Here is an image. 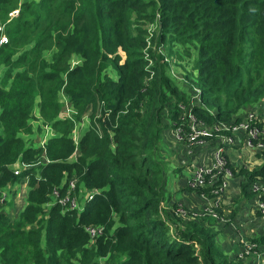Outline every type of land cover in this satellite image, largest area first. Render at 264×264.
<instances>
[{
	"label": "trees",
	"instance_id": "trees-1",
	"mask_svg": "<svg viewBox=\"0 0 264 264\" xmlns=\"http://www.w3.org/2000/svg\"><path fill=\"white\" fill-rule=\"evenodd\" d=\"M56 2L60 10L52 9ZM16 7L0 46V188L16 181L7 165L17 155L38 161L40 150L23 148L16 137L30 133L26 121L35 97L60 136L45 146L47 163L21 174L31 188L24 208L14 219L0 212V264H236L222 254L205 218L173 216L170 222L162 210L164 170L153 153L162 133L178 123L177 106L187 104L188 94L166 75L157 46H193L194 115L209 127L237 122L243 111L264 103V0H0V23ZM26 15L32 20L20 22ZM26 32L36 35L37 46L54 47V65L38 77L52 91H35L28 75L42 49L27 72L12 76L11 91L4 87L14 64L25 67L27 53L9 59L19 44L27 46ZM72 57L78 63L69 69ZM61 88L73 108L101 105L100 118L78 136L76 147L72 123L55 120ZM65 176L98 191L79 215L42 209ZM246 177L243 193L253 182L264 183V165ZM85 226L102 227L103 234L89 244Z\"/></svg>",
	"mask_w": 264,
	"mask_h": 264
},
{
	"label": "built area",
	"instance_id": "built-area-1",
	"mask_svg": "<svg viewBox=\"0 0 264 264\" xmlns=\"http://www.w3.org/2000/svg\"><path fill=\"white\" fill-rule=\"evenodd\" d=\"M16 14V11H11L7 14L5 23H0V46L7 43L4 35V25ZM165 59V58H163ZM151 66L149 62L147 67ZM196 90L193 95H188L187 104H179L178 108V123L173 125V136L177 143H182L191 153L194 149L202 148L209 145V140L215 138V145L211 151V162L208 165H195L190 173V178L187 181L186 187L198 195L209 197V203L199 212H191L187 210L180 202H175L171 205L172 214L180 220H200L205 217L218 219L216 210L220 207L221 197L227 187V181L233 176L231 166L225 158L224 147L233 145L238 140L243 142L246 149L251 151L264 152V122L257 118L253 111H248L237 122L232 123H215L212 126L196 117L193 113V106L199 103V91L191 87V91ZM191 97V99H190ZM194 102V103H193ZM62 103L61 118L63 120L74 122L76 116L75 109L68 103L67 97H60ZM39 133L36 131L30 135L33 141V148L40 150V160L32 164H26L18 159L13 165H8L12 176L19 180L13 182L3 188H0V212L7 215V207L14 202L20 194L27 198L28 192L31 190L27 180L28 176H22L23 171L37 167L38 165L47 163L45 159V146L47 144V136L50 131L47 127H40ZM77 131L72 130L69 135L73 145L76 147L78 136ZM99 132L97 133V135ZM27 141V136L24 137ZM76 150L67 160H74ZM24 182V186L21 185ZM11 185V186H9ZM21 185V186H20ZM21 188V189H20ZM249 193L255 201V212L264 218V183L253 182L248 187ZM98 193L96 190H86L77 180L71 177H63L61 183L54 187L48 195V201L42 206V209L50 207H58L60 213L70 212L79 215L83 212L85 204L92 200L94 195ZM9 205V206H8ZM22 208V207H21ZM22 210V209H21ZM83 232L89 239L91 244L94 239L103 234L102 227H83ZM258 246L255 242H247L243 245L242 250L236 254V264H241L245 257L257 256ZM264 257V250L260 253Z\"/></svg>",
	"mask_w": 264,
	"mask_h": 264
},
{
	"label": "crops",
	"instance_id": "crops-1",
	"mask_svg": "<svg viewBox=\"0 0 264 264\" xmlns=\"http://www.w3.org/2000/svg\"><path fill=\"white\" fill-rule=\"evenodd\" d=\"M251 111L264 122V103H260ZM167 132V140L171 135V140L175 141L172 130ZM214 141H210L207 146L194 149L191 153H187L185 146L180 144L183 158L177 159L178 166L173 168L170 166V172L173 177L176 174H182L181 178L183 180L181 178L177 180L174 178L167 179L168 187L171 188L169 197L171 205L175 202H180L191 212H199L208 205L209 197H201L197 193L190 191L187 189L186 184L195 165L210 164L211 151L215 145ZM178 153L179 150H176L175 147L171 149V162ZM224 155L234 171L233 176L227 181V187L221 197V205L216 210L218 219L205 217V221L210 223L215 231L216 243L225 257L234 260L236 254L242 250L245 243L255 242L259 253L257 256L245 257L241 264H264V257L260 255L262 250H264V218L255 212V201L248 188L245 193L241 191L242 185L246 183L247 173L264 165V152L248 150L243 145V142L238 140L233 145L224 147ZM21 197L22 194L19 195V198ZM18 204V208L22 207L20 202L15 200L12 204L13 209H18L14 207V205ZM256 240L260 241L257 242Z\"/></svg>",
	"mask_w": 264,
	"mask_h": 264
},
{
	"label": "rangeland",
	"instance_id": "rangeland-1",
	"mask_svg": "<svg viewBox=\"0 0 264 264\" xmlns=\"http://www.w3.org/2000/svg\"><path fill=\"white\" fill-rule=\"evenodd\" d=\"M39 1L40 0H19V3L25 2V3L38 4ZM57 4L59 5V3H57V2L52 4V6H51L52 9H54L55 7H57L59 9L60 6L58 7ZM12 11H16V14L14 15L16 18L18 16L19 8L16 7ZM3 18H0V22H2ZM32 18H33V15H26L20 19V22L25 21V20L30 22L32 20ZM144 29H145V31L148 32V34H150L154 30V27L149 26V27H145ZM35 36L36 35L32 36L30 33L26 32L25 36H24V42L25 43L28 42L27 46H25L24 44H19L18 46L21 47L20 51L17 52L16 55H13V54L11 55V57L9 59V63H12L14 61V58L16 59L17 57L21 56L23 53H27L25 58H24L25 67L23 69L22 68L19 69V66H16L15 64L9 69L10 79L9 80L7 79L6 83L4 84V87L7 91H11V84L10 83H11L12 76L19 71H21V72L26 71L27 72L28 65L35 61V59L38 55V52L41 49L42 50L40 52V55H39V57H37L35 65L28 72V75L30 77V80L33 81L32 85H33V88L35 91H37V88L39 86L42 87L44 92L53 90L52 84L42 83V82H40L38 77L43 72H50V66L54 65V60H53V55H52V53L54 52V47L48 43H42V42L40 43V45L37 46V44H34L32 42V38H34ZM148 36H146V41H149L151 39V36H149V37ZM147 43L149 46H153V44H151L150 42H147ZM157 48H158L157 54L162 57V62L164 64H166V75L176 82L177 87L181 88L180 90L184 89L188 95H193L194 92H196V90L193 89V91H191V87L193 86V88H195V85L191 82L190 77L194 78L196 75L195 71L193 70V63L196 59L195 48L191 45L179 46L178 43L171 46V45H168L167 42L164 45L159 43ZM119 55H120L121 59L124 58V55L122 53H119ZM163 58H165V59H163ZM40 62L42 63V68H40V65H39ZM7 63H5V64H7ZM77 63H78L77 57L70 58L68 60V68L70 69L73 66H77L76 65ZM148 67H150V66H148ZM2 69L0 70V76H1ZM61 79L62 80L64 79L63 75H61ZM50 95L51 94H49L47 96V100L49 99ZM62 95H64V93H63L62 88H61L58 91V93L56 95V99H55V101H57V105H58L57 106L58 107L57 108L58 116L56 115L55 120H61L62 103H60V97ZM190 99H191V97H190ZM39 102H40V98L35 97V99L33 101V105L34 104L35 105L33 106V109L31 110V112L29 114V118L26 121V125L28 127H30V133H28V132L26 133V134H28L27 135V141L24 140V137L26 134L21 136L22 134L18 133L16 136L20 139L23 148H33V141L31 140L30 135H32L34 131L39 133L38 129L40 127H47L50 129L48 136H47V143L53 137H59L60 136L58 134V132L60 133V127L57 130H55V129H53V127H51L50 123L44 119L40 109L38 108ZM195 105H196V102H195ZM74 109L76 112V116L74 118V122L72 123V125H73L72 128H73V130L75 129L77 131L76 132L77 136H80L85 129L89 128L90 123L95 122L100 118L99 114H100V110H101V105L99 103L95 102V110L94 111H93L92 107H87V108L83 109L82 111L79 108L78 109L74 108ZM247 111L248 110L243 111L241 113V115L244 116ZM164 131H166V130H164ZM167 133L166 132L162 133V137L159 140V143L157 144L153 155H154V160L163 166L164 179H165L164 193H165L167 200H166V203L164 205H162L161 207H162V210L166 213V216L170 219L169 221L171 222V221H173L175 216L172 213H170L171 201H169V197L171 195V191H170L171 188L168 187L167 179H169V178L173 179L174 178L175 180H177V179L182 177V174H176V175H174V177L171 176L170 166H171V168L178 166L177 159H180L181 157L183 158V154L181 153V151H182L181 147L182 146L179 143H176L175 141L171 140V135L169 136V139L167 140V138H166ZM173 147H175L176 150H179V153L176 157L173 158V161L171 162V154L170 153H171V149H173ZM18 156H20V154L17 155L16 158L14 159V161L12 163H10L9 165H11V164L13 165L19 159ZM40 156L41 155L39 154L38 160H40ZM24 163H26V162H24ZM26 164H28V163H26ZM16 182H19V180L16 179ZM27 183H28V180H27ZM21 185L24 186V182H21ZM9 186H11V185H9ZM15 200H18L20 202V205H22V208H20V207L18 208V206H19V204H18V205H14V207H16L18 209H15V208L13 209V207H12L13 202H11L10 207L6 208V210L8 212L7 216L10 217L11 219H14L15 216L21 211V209L24 208V206L26 204V199H24L23 196L21 198L18 197ZM100 263H102V262L100 261Z\"/></svg>",
	"mask_w": 264,
	"mask_h": 264
}]
</instances>
